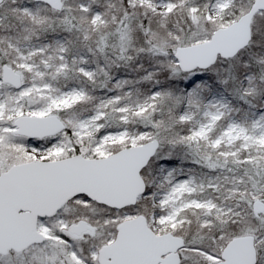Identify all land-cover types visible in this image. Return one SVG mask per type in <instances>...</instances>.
<instances>
[{
	"label": "snow or ice",
	"instance_id": "1",
	"mask_svg": "<svg viewBox=\"0 0 264 264\" xmlns=\"http://www.w3.org/2000/svg\"><path fill=\"white\" fill-rule=\"evenodd\" d=\"M0 264H264V0H0Z\"/></svg>",
	"mask_w": 264,
	"mask_h": 264
}]
</instances>
